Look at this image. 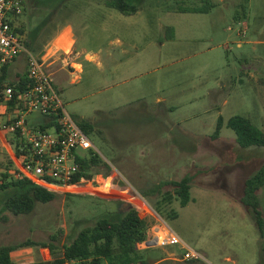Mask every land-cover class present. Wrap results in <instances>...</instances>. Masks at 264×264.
I'll return each instance as SVG.
<instances>
[{
  "label": "rangeland",
  "instance_id": "obj_1",
  "mask_svg": "<svg viewBox=\"0 0 264 264\" xmlns=\"http://www.w3.org/2000/svg\"><path fill=\"white\" fill-rule=\"evenodd\" d=\"M111 1L66 0L53 13L58 0H24L26 14L16 23L24 22L26 36L44 24L40 39L73 26L84 70L73 83L65 69L54 86L71 118L88 127L110 170L55 189L53 201L36 202L29 214L6 207L14 191L0 193V247L50 242L63 229L53 252L30 245L13 255L16 264H57L62 244L81 229L135 209L148 226L145 244L157 237L166 246L152 255L171 258L161 264H264V234L241 203L246 181L264 165V147L242 149L227 127L229 119L242 117L264 134V0H126L139 6L132 15L110 7ZM207 3L208 13L178 10ZM97 52L100 67L84 61ZM9 74L12 81L25 75ZM219 119L220 136L212 140ZM4 143L0 182L15 144ZM185 176L192 200L182 208L175 197L164 200L174 194L165 182ZM258 199L264 215V186ZM186 250L201 258L184 260Z\"/></svg>",
  "mask_w": 264,
  "mask_h": 264
},
{
  "label": "trees",
  "instance_id": "obj_2",
  "mask_svg": "<svg viewBox=\"0 0 264 264\" xmlns=\"http://www.w3.org/2000/svg\"><path fill=\"white\" fill-rule=\"evenodd\" d=\"M185 3L187 0H175ZM108 5L124 15L135 14L139 10L138 5L128 3L126 0H112ZM212 8L211 4H205L200 7L180 6V12L208 13ZM39 30V29H38ZM20 35L23 30L16 29ZM39 33V32H38ZM25 46L32 52L40 54L36 47L34 37L29 36L24 41ZM13 62V61H12ZM8 63L0 70V99L2 101V92L5 88L11 87L14 90L13 100L8 102V111L15 114L19 109V95L32 87V82L25 74L18 81L10 79ZM227 127L235 131L237 143L242 149L250 147H264V134L256 129L245 118L234 117L229 119ZM43 129V127H41ZM80 128L88 134L87 126L80 125ZM222 129V119H219L217 130L212 136V140L218 139ZM1 132V125H0ZM15 137L16 152L10 155V165L20 159L19 147L22 142ZM89 156L79 158L80 172L73 177V184L81 181L89 172L99 173L101 168L110 170L109 165L94 151L88 153ZM3 180L0 183V193L8 190L14 191V194L7 199L6 207L15 215L29 214L34 210L35 203H49L56 198L55 189L47 180H36L32 176H26L24 179H18L11 176L10 168L3 174ZM9 180V181H8ZM174 189V194L167 193L165 201L171 202L173 198L179 200L180 206L186 207L192 200L190 192L191 179L188 176L180 180L165 182ZM264 186V165L260 171L245 184L244 195L241 203L248 207L255 219V223L263 236L264 234V215L260 208L258 191ZM173 211L174 217L177 213ZM156 212L163 217V210L158 207ZM147 223L141 214L130 209L125 214L118 212L108 214L96 221L93 226L81 229L73 239L69 238L62 244V256L57 258V264H148L141 254L140 248L147 241ZM64 235L63 229L58 235L51 237L50 242H34L26 240L16 245H6L0 247V264H16L12 254L32 245H39L50 248L53 252L56 249V242ZM261 257L264 258V247L261 248Z\"/></svg>",
  "mask_w": 264,
  "mask_h": 264
},
{
  "label": "built area",
  "instance_id": "obj_3",
  "mask_svg": "<svg viewBox=\"0 0 264 264\" xmlns=\"http://www.w3.org/2000/svg\"><path fill=\"white\" fill-rule=\"evenodd\" d=\"M24 10L23 0H0V70L25 54L27 75L32 82V87L18 97L20 109L1 124L3 133L17 135L22 142L18 148L20 159L11 164L10 173L18 179L32 176L36 180L49 181L54 189H66L80 172L78 159L96 151L87 134L66 111L43 58L32 53L16 32L17 19ZM2 95L8 104L13 100L14 90L7 87ZM33 114L47 121L33 125L29 122ZM200 258L196 251L186 250L183 259Z\"/></svg>",
  "mask_w": 264,
  "mask_h": 264
},
{
  "label": "crops",
  "instance_id": "obj_4",
  "mask_svg": "<svg viewBox=\"0 0 264 264\" xmlns=\"http://www.w3.org/2000/svg\"><path fill=\"white\" fill-rule=\"evenodd\" d=\"M66 0H58V4L57 7L55 8V11H53V13H57L58 10H60L63 6V2ZM24 2V0H23ZM61 2V3H60ZM25 6V3H24ZM34 8V7H33ZM26 6H25V10H24V14H26ZM57 10V12H56ZM22 15V16H23ZM23 21H19L17 26L18 28H20L21 30H23V34L21 35L23 37V39H25V41L28 40L29 36H26V32L24 30V25H23ZM46 27V24L42 25L40 28L36 29V33L33 34L31 37H34L35 39V44L36 47L40 46V47H44V49H42L40 51L39 56H41L44 60V62L47 65V69L50 72V74L52 75L53 79H54V85L56 82V78L58 77V75L63 72L65 69H69L73 80L72 82H76L77 80L80 79V73L83 72L84 70V65L83 63H81L80 60V56L82 54V52H79L77 49V39L74 33V29L73 26L68 23L66 25H64V27H62L61 29H57V33L55 35H53L52 37L46 39H40V37L42 36V31L43 29ZM39 29V30H38ZM39 32V33H38ZM65 35V42L61 45H58L57 42L58 40ZM48 40V41H47ZM46 45V46H45ZM239 47H242L241 42L238 43ZM69 48V50L67 49ZM102 49H100L98 52H101ZM94 53V54H89L87 53L84 61L86 63H91V62H95L97 67H100L101 64V59H100V53L98 54ZM18 62L23 63V65H20L16 68V70H22L23 74H27V58L25 54H20L10 65V73L11 71H16L15 68H13V65H16ZM60 92L63 93V90L60 88ZM227 101H225L226 103ZM0 108H2L3 110V114L1 120H0V125L4 122H6L9 118V115L11 114V112L8 111V104H6V102L3 100L2 101L0 99ZM45 121H47V118L38 115L37 117H33L31 116L29 118V122H31V124H35V123H44ZM2 134V135H1ZM4 138L6 141L11 140H15V137L13 135H9V134H5L2 131L0 132V150H3V148L5 147V143H4ZM15 145L14 144V152L15 153ZM11 167V165H10ZM3 174L6 173V170L2 171ZM2 174V176H3ZM9 181V180H8ZM1 183V182H0ZM158 235V234H156ZM157 237L153 238L151 241H153V243L151 245H147L144 242L143 247L140 248L141 254L144 257V260L147 261L148 264H161L162 261L164 259H171L170 257L168 258H164V257H159V258H154L152 257L153 252L155 249L157 248H162V247H166L162 244V242L159 239H156ZM149 239V237L147 238ZM151 239V236H150ZM147 243V242H146ZM17 253V252H15ZM12 254V258L13 255ZM14 260V259H13ZM15 262V261H14Z\"/></svg>",
  "mask_w": 264,
  "mask_h": 264
},
{
  "label": "water",
  "instance_id": "obj_5",
  "mask_svg": "<svg viewBox=\"0 0 264 264\" xmlns=\"http://www.w3.org/2000/svg\"><path fill=\"white\" fill-rule=\"evenodd\" d=\"M39 57H41V56H39Z\"/></svg>",
  "mask_w": 264,
  "mask_h": 264
}]
</instances>
